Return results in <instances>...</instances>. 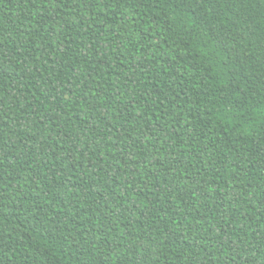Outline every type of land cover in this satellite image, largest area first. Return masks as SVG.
I'll return each instance as SVG.
<instances>
[{
	"label": "trees",
	"instance_id": "1",
	"mask_svg": "<svg viewBox=\"0 0 264 264\" xmlns=\"http://www.w3.org/2000/svg\"><path fill=\"white\" fill-rule=\"evenodd\" d=\"M0 264H264V0H0Z\"/></svg>",
	"mask_w": 264,
	"mask_h": 264
}]
</instances>
